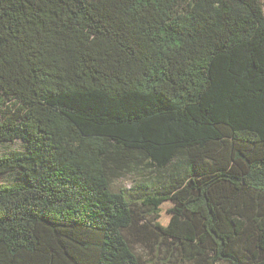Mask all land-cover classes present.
<instances>
[{
	"label": "trees",
	"instance_id": "1",
	"mask_svg": "<svg viewBox=\"0 0 264 264\" xmlns=\"http://www.w3.org/2000/svg\"><path fill=\"white\" fill-rule=\"evenodd\" d=\"M17 140L0 264H143L132 241L264 264L262 6L0 0V143ZM134 166L166 175L149 219L110 189Z\"/></svg>",
	"mask_w": 264,
	"mask_h": 264
},
{
	"label": "rangeland",
	"instance_id": "2",
	"mask_svg": "<svg viewBox=\"0 0 264 264\" xmlns=\"http://www.w3.org/2000/svg\"><path fill=\"white\" fill-rule=\"evenodd\" d=\"M258 1L264 13V0ZM22 148L23 144L18 140L11 143H0V156L8 155ZM17 180V172H9L0 175V185L12 184ZM164 183H166V175L163 172L143 166H134L123 172L119 177L112 179L110 189L113 192H122L126 198L133 203L134 208L144 211L146 219H149L151 218L150 209L144 205L143 199L153 194L157 189L161 190ZM165 206L161 214L163 221L167 218V215L164 213ZM132 242V249L143 264H191L183 263L180 258L175 255V252H171L161 244L157 245V243H154L149 245L143 242ZM215 264L225 263L218 262Z\"/></svg>",
	"mask_w": 264,
	"mask_h": 264
}]
</instances>
